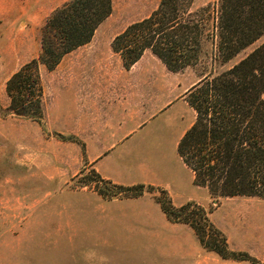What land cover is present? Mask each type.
<instances>
[{"label": "rangeland", "instance_id": "obj_1", "mask_svg": "<svg viewBox=\"0 0 264 264\" xmlns=\"http://www.w3.org/2000/svg\"><path fill=\"white\" fill-rule=\"evenodd\" d=\"M67 1L0 0V264H252L204 248L161 197L197 203L230 249L264 264V199L213 196L177 153L195 120L185 93L200 67L172 72L146 51L127 69L113 52L160 0H112L90 43L53 71L40 65L42 121L10 111L8 79L39 58L42 28ZM139 184L138 196L124 191Z\"/></svg>", "mask_w": 264, "mask_h": 264}, {"label": "trees", "instance_id": "obj_2", "mask_svg": "<svg viewBox=\"0 0 264 264\" xmlns=\"http://www.w3.org/2000/svg\"><path fill=\"white\" fill-rule=\"evenodd\" d=\"M194 3L160 0L149 16L114 38L113 52L127 69L146 51L172 72L200 67L199 80L185 93L195 120L178 143V156L194 185L213 196L264 199V42L250 49L264 37V0H217L200 8ZM112 11V0H68L56 9L42 28L39 58L6 83L10 111L42 121L40 65L53 71L66 55L91 42ZM123 188L138 196L145 185ZM157 201L169 220L188 224L207 250L223 259L260 264L230 249L197 203L175 207L169 198Z\"/></svg>", "mask_w": 264, "mask_h": 264}]
</instances>
